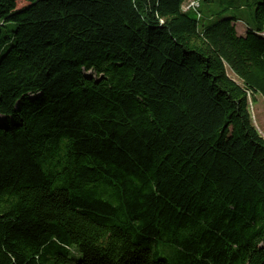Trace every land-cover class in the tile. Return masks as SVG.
Segmentation results:
<instances>
[{
  "label": "trees",
  "instance_id": "16d2710c",
  "mask_svg": "<svg viewBox=\"0 0 264 264\" xmlns=\"http://www.w3.org/2000/svg\"><path fill=\"white\" fill-rule=\"evenodd\" d=\"M23 1L0 0V264H264V0H227L244 35L202 0Z\"/></svg>",
  "mask_w": 264,
  "mask_h": 264
},
{
  "label": "rangeland",
  "instance_id": "374dc122",
  "mask_svg": "<svg viewBox=\"0 0 264 264\" xmlns=\"http://www.w3.org/2000/svg\"><path fill=\"white\" fill-rule=\"evenodd\" d=\"M193 0H187L184 4L186 7L188 4H190ZM227 0H213L212 3L207 4L204 0L201 1V12L203 15H208V13H220V18H228L236 16L237 18H240V21H237L235 23V27H241L244 32L247 31L246 25H251L252 19H251V11L252 9L247 8L245 6L244 9L240 7L242 5L241 3H237L236 7L233 9H226L227 7ZM26 2L23 0H17V8H20L22 6H25ZM199 5V1H198ZM239 22V23H238ZM237 31V30H236ZM239 34V32H237ZM240 35V34H239ZM262 37H264V32L260 33ZM87 75H93L90 72H85ZM228 75L231 78H235L230 72H228ZM248 111L251 116V122L257 132L260 136L264 138V98L260 95L255 96H248ZM3 117L0 116V122L3 121ZM71 256L75 257L77 259L81 258V255L78 253L75 246L71 247Z\"/></svg>",
  "mask_w": 264,
  "mask_h": 264
},
{
  "label": "built area",
  "instance_id": "2783aa9c",
  "mask_svg": "<svg viewBox=\"0 0 264 264\" xmlns=\"http://www.w3.org/2000/svg\"><path fill=\"white\" fill-rule=\"evenodd\" d=\"M198 0H193L190 4H188L186 7L183 5V9H189L192 8L193 10H196L198 8Z\"/></svg>",
  "mask_w": 264,
  "mask_h": 264
},
{
  "label": "crops",
  "instance_id": "0c3cea01",
  "mask_svg": "<svg viewBox=\"0 0 264 264\" xmlns=\"http://www.w3.org/2000/svg\"><path fill=\"white\" fill-rule=\"evenodd\" d=\"M236 30H237V32H239L240 35H244L245 34V32L242 30L241 27H237L236 26Z\"/></svg>",
  "mask_w": 264,
  "mask_h": 264
}]
</instances>
